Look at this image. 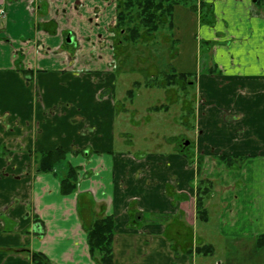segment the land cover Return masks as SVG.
<instances>
[{
    "label": "crops",
    "instance_id": "crops-1",
    "mask_svg": "<svg viewBox=\"0 0 264 264\" xmlns=\"http://www.w3.org/2000/svg\"><path fill=\"white\" fill-rule=\"evenodd\" d=\"M190 1L199 4L195 39L204 49L200 73L180 71L196 92L194 135L184 104L186 132L155 142L148 119L155 146L139 149L117 130L116 0H0V264H36L35 253L51 264H96L88 229L105 217L116 224L114 264H204L197 249L210 245L225 252L214 264H232L240 249L256 247L264 235V0ZM164 88L179 89L176 103L187 92ZM57 149L64 159L38 172L40 154ZM70 168L77 187L65 195ZM200 186L211 189L207 215L197 207Z\"/></svg>",
    "mask_w": 264,
    "mask_h": 264
},
{
    "label": "rangeland",
    "instance_id": "rangeland-1",
    "mask_svg": "<svg viewBox=\"0 0 264 264\" xmlns=\"http://www.w3.org/2000/svg\"><path fill=\"white\" fill-rule=\"evenodd\" d=\"M198 5L197 2L190 0L181 2L174 9L171 17L172 26L165 25L160 27L154 33L155 38L152 41L147 43L142 41L137 46L132 44L130 50L124 55L126 63L121 65L120 78L116 87V96L121 113L117 121V130L118 133H126L129 137L132 135L139 149H146L149 144L155 146L153 142L150 143L146 139V135H150L147 130L148 125H146L148 119L152 120L149 122L150 129L153 131L152 140H155V142L163 140L165 136L180 137L183 132H186L180 126L182 115L181 112H178L182 110L184 104L186 106L185 112H187L186 122L188 123L186 134L189 139L194 135V114L191 110L195 105L196 92L194 86L185 84L186 95L182 94V100L180 103H176L179 89H171L168 95L163 87L165 82L163 73L174 71L180 73L182 69L188 71L197 70L196 73L202 71L204 49H202V45L200 47V44L195 39V34L200 27L198 15L194 14V7ZM186 11L189 13L187 14L188 16H186ZM194 18L198 19V21ZM121 60V58L118 59L120 63ZM152 69H155V76L150 74ZM151 75L154 77H151ZM137 82L140 83V86L136 87L135 84ZM129 91H132V96L128 95ZM160 106L171 108L170 111L155 109V107ZM124 107H127V109ZM178 107H180L179 110ZM136 111L141 113L136 116L134 115ZM133 118L136 122V124L132 122L134 125L130 121ZM139 119H142V123L138 127L137 121L140 122ZM124 145L121 147L123 148ZM149 148L151 147L149 146ZM213 218L214 220L209 226L205 224L208 229L215 228V217L213 216ZM202 228H204L203 225ZM213 234L214 232L210 233L211 236ZM212 238L215 239V237ZM217 243H219L218 239H215L214 244L217 245ZM224 255V251L215 250L211 255H204V257H208L204 264H214L216 260H221ZM234 256L235 263L233 262L232 264H264V247H259L256 244V247L253 246L245 250L240 249Z\"/></svg>",
    "mask_w": 264,
    "mask_h": 264
},
{
    "label": "trees",
    "instance_id": "trees-1",
    "mask_svg": "<svg viewBox=\"0 0 264 264\" xmlns=\"http://www.w3.org/2000/svg\"><path fill=\"white\" fill-rule=\"evenodd\" d=\"M186 0H117L116 1V22L110 28L112 39L115 44L116 57L127 54L130 46H136L142 41L145 43L152 41L155 38V32L160 27L169 25L172 26L171 17L174 9L181 2ZM126 59L124 58V65ZM23 73L25 74L26 71ZM151 74V73H150ZM164 87H178L189 85L188 74L164 72ZM155 76V75H154ZM151 75V77H154ZM152 85V84H151ZM135 86H140L137 82ZM149 86V85H147ZM132 96V91L128 92ZM162 107H155L156 110ZM65 153L62 149H57L53 152L40 154L38 172H49L55 169V165L64 159ZM202 184L204 181H201ZM62 193L67 195L76 190L77 187V171L70 168L68 174L61 181ZM211 189L209 186L198 190V211L199 214H205L204 200L210 195ZM205 212V213H204ZM207 215V214H205ZM115 220L112 217H105L95 221L88 229V246L91 257L96 264H114L113 258V241L115 234ZM259 247H264V235H261L257 240ZM199 254L208 256L213 254L214 248L203 246L197 249ZM33 260L36 264H51L40 253L33 254Z\"/></svg>",
    "mask_w": 264,
    "mask_h": 264
},
{
    "label": "flooded vegetation",
    "instance_id": "flooded-vegetation-1",
    "mask_svg": "<svg viewBox=\"0 0 264 264\" xmlns=\"http://www.w3.org/2000/svg\"><path fill=\"white\" fill-rule=\"evenodd\" d=\"M69 39H71L72 41H71V42H68ZM66 41H67L68 44L76 45V43H74V37H73L72 34H70V33H68L67 38H66ZM115 46H119V45L114 43V44H113V47L115 48ZM185 143H186V142H184V145L186 146ZM189 144H190V142H189ZM189 144H188V145H189Z\"/></svg>",
    "mask_w": 264,
    "mask_h": 264
},
{
    "label": "water",
    "instance_id": "water-1",
    "mask_svg": "<svg viewBox=\"0 0 264 264\" xmlns=\"http://www.w3.org/2000/svg\"><path fill=\"white\" fill-rule=\"evenodd\" d=\"M71 41H72V40H71V39H69V41H68V42H71ZM185 144H186V145H188V144H189V142H186Z\"/></svg>",
    "mask_w": 264,
    "mask_h": 264
},
{
    "label": "built area",
    "instance_id": "built-area-1",
    "mask_svg": "<svg viewBox=\"0 0 264 264\" xmlns=\"http://www.w3.org/2000/svg\"><path fill=\"white\" fill-rule=\"evenodd\" d=\"M0 14H4V11H3V10H1V11H0Z\"/></svg>",
    "mask_w": 264,
    "mask_h": 264
}]
</instances>
